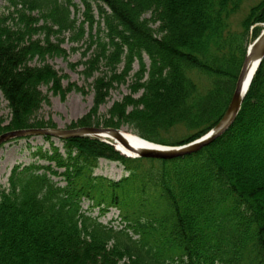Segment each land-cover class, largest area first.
Here are the masks:
<instances>
[{
  "label": "trees",
  "instance_id": "trees-1",
  "mask_svg": "<svg viewBox=\"0 0 264 264\" xmlns=\"http://www.w3.org/2000/svg\"><path fill=\"white\" fill-rule=\"evenodd\" d=\"M8 3L10 15L0 18V93L11 118L0 135L52 128L35 118L47 101L42 87L62 99L85 94L75 83L64 86L67 76L52 65H32L68 57L70 34L73 43L87 36V49L95 47L79 62L82 74H100L80 126H128L167 146L194 141L224 116L259 35L252 27L264 23V0L238 22L243 0ZM131 75V94L99 118L110 91ZM61 141L64 151L53 142L38 147L0 189V264H264V59L233 126L198 153L130 159L97 138ZM102 158L118 159L128 175H94ZM85 200L89 210H120L125 227L100 223L83 210Z\"/></svg>",
  "mask_w": 264,
  "mask_h": 264
},
{
  "label": "rangeland",
  "instance_id": "rangeland-1",
  "mask_svg": "<svg viewBox=\"0 0 264 264\" xmlns=\"http://www.w3.org/2000/svg\"><path fill=\"white\" fill-rule=\"evenodd\" d=\"M261 0H243L242 10L238 13L235 18V21L238 22L246 13L249 12V9ZM79 2V0H75ZM8 0H0V18L7 17L10 15L11 10L8 8ZM77 17L82 21L83 16L81 13L77 14ZM264 23H258L253 28H259L258 34L262 31ZM96 30H94L95 32ZM253 31V29H252ZM36 36L35 38H37ZM88 39L86 36L85 40L79 43H73L70 38V34L65 35L63 46L69 53L68 57H53L47 58L45 62L40 60H34L32 65H42L48 63L52 65L60 74L66 75L67 78L63 81L64 86L67 84L75 83L79 87L85 89V94L79 92L67 93L65 99H62L59 95L53 94L48 87H42L43 94L46 96L47 101L43 103L39 111L36 113L35 118L49 122L53 129H78L82 128L79 125V121L84 119L88 112L92 108L94 100V88L93 82L100 75L99 73L95 74L94 78H86L82 74V71L85 69V66L79 62L88 60L93 54L95 47L91 49L88 48V43L85 41ZM86 56L84 57V53ZM146 62L149 60L146 57ZM79 65H76L78 64ZM71 65H75L72 67ZM138 69V64L134 66V71ZM132 72V75H133ZM132 75L128 78L127 83L121 86L116 87L110 91V95L106 99V103L100 107L99 118H103L108 115V111L111 106L117 102L123 100V98L129 94L130 84L132 83ZM141 93H136L135 97H139ZM87 117V116H86ZM10 108L8 107L7 101L4 99L3 95L0 93V124H7L10 121ZM122 132H127L134 134V131L128 126H121L118 128ZM5 133V132H4ZM179 135V136H178ZM171 137H181V132H173L170 134ZM184 136V135H183ZM53 142L58 146L61 151H64L63 142L59 139L52 138L50 141L44 139L43 137H30L14 140L3 147H0V189L7 186L8 176L11 172V169L15 164H29L34 161L35 158L32 157V152L38 147H43L44 149H50V144ZM94 175H99L107 177L113 180H120L127 175L125 166L118 161V159H107L102 158L99 160L98 168L95 169ZM88 201L84 203L86 208ZM114 211H117L113 208L108 216L105 215L103 218L105 221L112 216L116 217L118 215ZM97 212H94V215H97ZM102 219V218H101ZM102 219V220H103Z\"/></svg>",
  "mask_w": 264,
  "mask_h": 264
},
{
  "label": "water",
  "instance_id": "water-1",
  "mask_svg": "<svg viewBox=\"0 0 264 264\" xmlns=\"http://www.w3.org/2000/svg\"><path fill=\"white\" fill-rule=\"evenodd\" d=\"M264 58V31L255 40V42L249 47L247 55L245 57L242 69L238 76V80L235 86L234 93L230 105L221 119V121L211 130L206 136L193 141L189 144H185L178 147H162L157 146L153 148H145L143 150H136L132 146L128 145L122 136V132L113 128H95L84 127L73 130H61V129H26L17 130L4 133L0 135V145L24 136L31 135H50L57 138L69 139L76 137H97L104 138L109 137L116 142L122 144L132 155L141 158H150L158 160H173L181 157H185L199 152L201 149L213 143L216 139L225 134L228 129L233 125L238 114L240 113L243 100L252 82L254 74ZM154 146V145H153Z\"/></svg>",
  "mask_w": 264,
  "mask_h": 264
},
{
  "label": "bare ground",
  "instance_id": "bare-ground-1",
  "mask_svg": "<svg viewBox=\"0 0 264 264\" xmlns=\"http://www.w3.org/2000/svg\"><path fill=\"white\" fill-rule=\"evenodd\" d=\"M122 136L126 143L136 150H143L145 148H153L156 147L155 145L153 146L152 144H149L145 142L144 140H141V138L135 134H130L127 132H122ZM117 148L125 155H131V153L122 145V144H117Z\"/></svg>",
  "mask_w": 264,
  "mask_h": 264
}]
</instances>
